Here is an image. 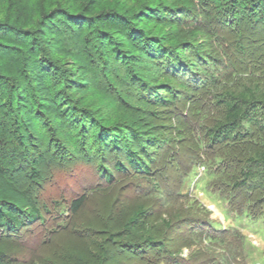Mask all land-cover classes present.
I'll return each mask as SVG.
<instances>
[{
	"label": "rangeland",
	"instance_id": "obj_1",
	"mask_svg": "<svg viewBox=\"0 0 264 264\" xmlns=\"http://www.w3.org/2000/svg\"><path fill=\"white\" fill-rule=\"evenodd\" d=\"M87 1L6 0L0 7V149L7 151L8 177L41 206V219L19 236L0 228V250L22 264H264L263 191L237 185L262 132L220 144L209 135L222 116L217 90L243 85V80L264 87V18L244 1L233 13L227 0H105L100 12L127 13L134 28L159 40L164 51L155 55L156 63L141 61L140 53L121 39L127 54L136 57L126 68L105 50L101 61L94 39L70 40L60 19L44 36L37 29L35 22L45 15L62 7L76 11ZM30 33L43 43L49 84L62 89L75 113L72 128L42 109L33 125L24 122L25 90L38 102L26 72L20 73L27 62L16 63L21 53L25 58L37 54L35 40L26 51L24 36ZM62 39L70 41L67 55L50 47ZM71 54L85 55L89 62L88 84L81 93L68 91L63 83L78 72ZM168 59L179 71L174 79L182 81L194 66V73L201 76L206 69L219 78L218 84H192L170 103L148 97L131 82L124 85L132 70L162 91L170 78L157 66L163 68ZM97 127L118 136L119 146L92 147ZM89 133L88 142L84 136ZM20 134L30 140L18 142ZM127 146L145 152L140 156L149 171L130 166ZM34 169L38 178L32 176ZM82 195L84 206L75 213L70 206Z\"/></svg>",
	"mask_w": 264,
	"mask_h": 264
},
{
	"label": "trees",
	"instance_id": "obj_2",
	"mask_svg": "<svg viewBox=\"0 0 264 264\" xmlns=\"http://www.w3.org/2000/svg\"><path fill=\"white\" fill-rule=\"evenodd\" d=\"M5 1L6 0H0V7L5 4ZM242 1H244L243 4L245 3L247 6L250 5V11L253 14H258L259 17L261 16L264 18V0H227V10L231 7V12L237 13L236 11L241 9ZM104 3L105 0H88L81 9L76 11H73L71 7L58 8L52 13L45 15L43 20L35 22V25L40 31V34L44 36L48 30L53 29L51 25L54 24L57 19H60V23L70 31L67 34L69 38H71L70 40L74 38L79 39V37L88 40L94 39L96 42L95 44L100 48L98 52L101 55V57H99L101 61L102 52L105 50V54L107 56L109 55L108 57L110 60L112 58L114 61L121 62L126 68L129 67L126 66L127 63L130 65L131 60L136 58L133 55L127 54L128 52L125 50L126 42L132 47V52L138 51L141 57L144 58H141V61H150L153 63V59L156 60L161 56L160 53L163 50L160 51L161 46L159 40L149 39V37L146 38L142 30L134 28L129 16L127 13H123V11L100 12L99 10ZM196 17L197 15H194V18ZM31 20L33 23V18ZM180 23L182 24V22ZM7 33L8 32L5 34ZM18 36H22V34ZM118 36L120 37L119 39L117 38ZM24 37L29 40V42L25 43L27 51L30 49V45L27 43L35 40L34 34L30 33ZM121 39L127 41L123 44ZM161 41L163 42L165 40ZM35 42L34 44L38 55L36 54L33 57L29 56L25 58L21 53L19 60L16 61L17 64L24 61L27 62L25 63L28 64L27 69H20V73L23 71L26 72L23 75L29 80L30 86L36 91L38 97V102L34 103L29 95V90H25L26 94L23 96L24 102H22V105L27 110L21 111L24 116V122H26V125H33V117H38V113L42 109L43 112L54 117L59 122V125L72 128L76 125L73 124L75 123V113L71 110L70 102H67V96L63 97L64 94L61 95L62 92H60V90L62 89L59 88L55 91L49 84V68L46 66L45 61H43V43L40 40H35ZM47 42H49V44L51 43V41ZM69 42V40L62 39L60 44H51L50 47L61 55H67L65 48ZM10 43H12L11 45L13 46L15 41H11ZM156 50L157 52H154ZM158 53L159 56H155ZM162 53H164V51ZM72 54L69 56H71L74 63L76 62L78 64L76 67L78 72L67 79L63 78V83L68 87V91L81 93L84 89L82 85L88 84L89 79H87L85 75H88L86 68L89 62H87L88 60L85 55L77 54L74 56ZM162 64L164 65L163 68L157 61V65H160V67L157 66L158 70L161 71V73L166 72L170 78L166 83L163 85L161 84L163 86L162 91H159L154 84H149V82L145 83L142 78H140L141 75L139 72L135 75L132 70H130L131 74H128L131 77V81L124 78V85H128V83L131 82L134 84V87H142L144 92L148 93V97L159 99V101L163 103H170L174 102L176 98L185 95L187 90H190V85L192 84L205 87L209 84L212 86L218 84L219 81V78L214 74L212 75V73H209L208 70L204 68H202L204 69L202 70V75L198 76V73H194V71L191 70L194 66H191L190 70H186L190 73L185 75L182 81H178L173 77L179 73V71L172 68L169 59L167 63ZM129 69L130 68H128V70ZM142 77L144 76L142 75ZM137 78H139L141 82H139ZM241 83H243V85ZM240 84L241 87L226 86L222 88L221 91L217 90L215 97L218 103L222 105V116L211 126L209 135L214 144H220L229 141L235 142L239 139L243 140L248 136H254L256 130L262 132L259 146H256L253 152L248 156L245 167H241L240 173L242 178L237 185H249L255 189L260 188L264 194V87L257 88L251 84H247L244 80L240 82ZM162 92H165V95H162ZM7 105L10 111L16 110L12 103ZM1 106H3V104H1ZM72 120L73 122H71ZM130 129L134 130L133 127ZM90 133L88 136H84L88 137V142L90 137H93ZM128 134L136 140L139 138V134L136 133V131H129ZM107 136V130L103 127H97V133L94 136L95 138L90 142V145L94 146L98 144L100 147L112 146L117 148L120 144V138L114 134H110V137ZM27 139L30 140L27 134H20L19 137H17L20 143H24L25 140L28 141ZM143 142L145 143L146 141L143 140ZM5 152L7 151L0 149V228H8L19 236V232L22 228L31 226L41 219V206L35 197L28 194L26 190L24 191L19 188L20 186L18 187L16 181L8 177L9 168L8 163H5L7 162V159H5ZM140 153L143 154L145 152H143V150H135L129 146L125 148V157L132 168H145L146 171H149L148 164L144 162ZM3 159L5 161H3ZM40 160V157L33 160L31 167L34 168ZM116 166L118 170H124L122 164L117 163ZM39 175V172L34 169L32 176L38 178ZM106 177L107 179L111 178L110 175ZM85 198L86 196L82 195L80 198L72 201L70 207L75 213L83 208ZM136 219L137 218H133V220ZM209 239H211V241L214 240L213 237ZM6 255L4 250H0V264H22L10 260ZM155 264H162V262H156Z\"/></svg>",
	"mask_w": 264,
	"mask_h": 264
}]
</instances>
